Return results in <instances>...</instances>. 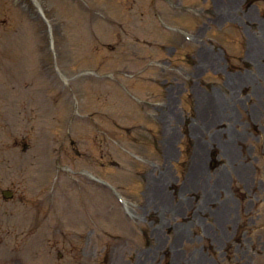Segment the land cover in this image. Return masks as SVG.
<instances>
[{
    "label": "rangeland",
    "instance_id": "1",
    "mask_svg": "<svg viewBox=\"0 0 264 264\" xmlns=\"http://www.w3.org/2000/svg\"><path fill=\"white\" fill-rule=\"evenodd\" d=\"M126 1L105 0L103 2H105L110 13L115 15L123 14L121 11H126V3H128L132 15L137 18L144 14L156 15L160 9L166 10L162 0ZM184 2L187 3L189 0H184ZM194 2H202V6L207 8L211 6L213 9H216L214 5L219 3L217 7L220 9L230 10L228 13L229 17L220 21L210 20L211 18L204 19L203 17V19L200 17L194 20L185 19V24L189 27H195L199 23L198 25L203 28L202 35L209 29L210 31L207 35L210 32L215 34L218 31L214 35L215 38L209 37L208 43L205 42L206 45L201 40H198L202 37L197 38V35L194 36L195 41L201 45H198V47L194 45L196 50L188 48L186 45L181 46V44L177 45L175 50L170 49L175 59L182 54V50H186L187 53L191 54V57L189 56L190 61L193 59L196 64L189 68V71L184 68L177 70L164 59L160 65L161 70L159 73L149 69L143 74H137L138 71H141L146 61L140 64H132L128 60L127 48L124 45L122 47L118 46L117 50L113 51V55L108 51H111L107 47L108 44L118 45L115 41V32L96 28L94 30L96 38L92 41L88 40L87 36L91 34L87 28L88 15H84L78 10V7L77 9L73 3L67 0H49L47 6L50 8V12H53L55 21L60 23V30L56 31L57 35L61 33L69 39L70 45L67 53L65 52L66 47L64 45L61 46L63 64L68 63L73 57L78 64L95 65L102 70H110L111 68L106 66L108 64L106 60H111L112 63L119 64L117 68L127 69L130 72V76H133V78L125 79V81L141 92L143 97L145 96L153 101L156 100L154 102L158 104L157 109H148L153 115L156 113L155 118L159 124L155 123V119L148 116H145V118H125V122H122V129H117L116 134L135 145L145 140L144 147L149 149L148 154L158 158L161 165L153 173L152 168L156 166H149L151 170L148 175L152 184L149 190L144 188L145 182L140 177V166L134 162V166L130 167V160L127 161L126 157L119 155L111 144L107 145V140H110L112 136L110 134L106 135V133L112 132L109 128L114 129L113 124H115L111 120L109 122L106 121L107 124L104 122L105 119H103L104 121H94L87 124L77 123L72 130L74 132L73 138L76 140L74 145L70 141L69 136L66 137L65 135V125L61 122L62 118L57 119L56 123L58 122L59 124L57 123L56 127L48 126L46 129L48 141L42 144L41 141L38 143L39 129L37 130L34 126L30 125L23 133L25 142L20 141L22 135L19 132L11 133L10 140L12 143H17L16 153H20V157H25V154L21 153L22 144L29 145L28 152L33 154L28 162L29 167L32 166L30 162L33 157L35 169L42 167L40 165L37 166L40 158L35 160V156L38 153L42 154L41 150L44 151L45 148L44 152L48 153L49 165H46L43 161L42 163L44 169L46 167L49 169L48 175H50V178L53 174V167L58 162L65 161L76 166L75 149L80 152L82 159L85 161H88L87 155L92 160H98L101 152L103 154L101 160L104 165L102 167L99 165V169H95L114 180L120 187L118 189L128 199H132L133 202L130 206H132L131 210L136 218L130 222L131 224H123L122 228L114 227L117 229L115 231L109 230L105 235L106 244L103 247L98 243L96 232L93 233L94 231L88 233L83 244L80 243V241H83V237L73 238L77 249L73 252L71 249H66L64 241L67 239L65 236L60 237L61 232H63V229L67 231L83 229L85 233L86 228L67 221L61 215L60 205L62 204L63 206L68 202L59 203L57 201L50 208L48 204L37 205L38 212H40L38 217L41 223L33 226H31L33 223H30L28 218L24 219L23 224L21 223L23 210L21 211V208L15 202L13 206L4 208L0 212L1 238H6L8 242L12 243L17 239L26 241L35 230H40L43 233L42 237L45 238L38 249L34 246L29 251H25L23 261L8 262L5 261L8 257L3 256L0 258V264H30L32 263L30 256L35 254L40 260L47 258L50 261H54L55 264H164L167 259H169L170 264H173V262L174 264H264V38L259 41L255 39L258 26L253 23L255 21L258 22L260 15L262 17H260L259 21L264 20V0L256 6L250 3L246 4L245 0H238L233 4H230L229 0H195ZM91 4L93 6L96 5L94 0ZM17 14V10L11 8L9 0H0L1 48H4L1 45V40L4 39L1 34L6 27H12L17 18H20V15ZM124 16L125 18L122 17V19L127 20L129 18L127 13ZM5 18L7 19V24L3 26L6 21ZM148 18L150 19L151 17ZM251 19L252 21H250ZM141 23L145 24V21ZM219 25H223L224 29L219 31L221 28ZM154 26L155 31H158L155 21ZM238 26L241 27V31H238ZM76 28L78 29L77 36L72 34V30ZM261 29L264 33V25L261 26ZM102 34L105 37L100 38ZM153 37L157 40L163 39V36L161 38ZM127 42L132 43L130 39H127ZM46 43H48L47 39ZM21 45L24 46L21 49V53L25 58L29 46L28 44ZM139 47L144 50L142 52L149 56V53L146 52V47H142L140 44ZM75 53L76 55H74ZM23 56H21L19 48L18 57ZM228 56L230 57L229 59ZM240 56L242 60L239 59ZM2 57H5V55H2ZM207 60H213L212 68L206 67L205 63ZM241 64L244 67H241L238 71L230 67L231 65L241 66ZM244 64H248L250 67H245ZM227 76L230 81L226 80ZM153 77L155 79L165 77L168 81L162 86L159 83H151L150 81ZM199 77H207L211 81L214 80V89L212 88L214 91L213 99H226L224 94L227 92L226 87L228 88L229 85L231 90L235 91L240 98L244 97L243 99L247 100L248 104L244 103L245 105L241 106L230 100L227 101L228 104H225L226 106L222 110L223 115L221 114V116L217 117L209 115V111L212 108L211 105L205 103L206 105L202 106V99L198 105L201 108H198L196 103L192 104L189 97H187L190 91L197 88L198 83L196 80ZM240 80L245 81L238 86ZM168 85H171L169 88L172 89L173 87L174 89V100L180 91L183 97L182 111L175 107L174 100H172L174 106H170L172 108L170 117L166 114L162 115L161 111L158 110V107L163 106L167 98L164 97L163 101L157 102L158 99L153 96L165 91L164 87H168ZM201 85H203V80ZM110 89L107 86L96 87V85L86 87L87 91L92 92V97L106 108L105 110L115 112L120 109V111H125L126 108L117 107L116 104L118 102L114 101ZM207 95L209 96V93H204L203 98L208 97ZM210 99L213 100L212 98ZM179 101L180 97H177L176 104H179ZM226 115L228 118L225 117ZM218 117L220 118L217 119ZM235 119L236 122H234ZM208 120L211 121L207 124L213 127L217 125V129L220 130L214 137L210 135L211 128H207L202 123ZM142 124L144 125L143 128H141ZM138 125L140 126V133H138ZM158 127L161 128L160 135ZM166 128V135L173 134L168 145L172 150L175 148L176 154H173L172 157H166L167 154L163 151L161 152L160 148H158V140L162 139L163 130ZM185 128L187 134L184 136ZM126 129H129L128 133ZM229 130H233L243 136L240 139L238 136L235 137V140L231 143L234 145L237 142L234 147H231L232 145L229 142L227 134ZM137 134H140L138 139ZM188 135L191 137L197 136L198 145L194 147V152L191 154L192 157L187 164V172L193 168L192 163H195L192 175L198 174L197 183L198 181L203 182L204 179H210L213 184L217 180H222L224 181L223 184L218 186L229 187L228 189L217 190L212 200L203 193L201 188H197L195 185L190 186L186 183L187 172L182 174L185 168L183 163L188 159V156H186ZM230 136L233 135L230 134ZM62 139H64L63 146L60 143ZM227 144L231 147L232 152L237 149L239 155L234 157L235 154L223 151L221 147ZM6 146L7 144L0 143V176H6L13 170V165H11L9 157L5 154L4 148ZM132 147L139 148L133 145ZM139 149L141 150V148ZM5 155L6 158L4 157ZM227 159H229L228 162H226ZM114 160L117 162L113 163ZM217 162L219 163L216 164ZM230 162L233 164L234 169L228 172L227 177L218 179V172L226 170ZM23 166L26 167L25 162H23ZM239 167L240 169L238 170ZM47 178H44L39 191L46 187L44 182L48 183ZM3 179H6V177ZM129 179L132 182L128 185L126 180ZM15 181L20 184L19 186L13 184L15 193L18 194V198H22L23 202H26V200L31 198L27 192L28 180L19 179ZM159 181L164 184L163 190L161 187H154L159 184ZM7 183L12 184V182ZM7 183L0 180V185ZM177 184L179 186L177 191L179 192H176ZM88 186L86 185V188ZM82 188L83 185H80L79 191H76L75 186L71 184L68 186L70 194L68 201L70 204L67 208L76 209L80 216L85 218L87 200L81 194L80 190ZM151 191L153 193L154 191L155 193L162 192L160 202L155 195L152 197L148 195L152 193ZM226 196L231 198L228 210L233 215L228 229L212 223L211 216L219 217L221 211L219 207H223L224 204L221 202L225 201ZM199 203L203 205V208L196 211V205ZM220 203L221 206H219ZM32 207L33 205L24 206L29 213L30 219L36 218V215L31 213ZM168 207L171 212L167 211ZM115 209L119 211V208L115 207ZM17 217L19 220H17ZM93 223L91 222V224ZM66 225L68 226L66 227ZM171 226H175L179 230V237H176L173 232L174 238L170 241V235H172L173 230ZM96 229L100 232L103 229L104 231L107 230L104 226L103 229ZM53 236L59 237L51 238ZM13 245L10 244L12 247ZM22 248L23 246L20 249ZM30 251L33 252L32 255ZM175 255L177 259L174 261ZM144 260H147V262Z\"/></svg>",
    "mask_w": 264,
    "mask_h": 264
},
{
    "label": "bare ground",
    "instance_id": "2",
    "mask_svg": "<svg viewBox=\"0 0 264 264\" xmlns=\"http://www.w3.org/2000/svg\"><path fill=\"white\" fill-rule=\"evenodd\" d=\"M219 107H222V105H220ZM216 111L218 112V108L216 107ZM145 262H147V260H144Z\"/></svg>",
    "mask_w": 264,
    "mask_h": 264
}]
</instances>
